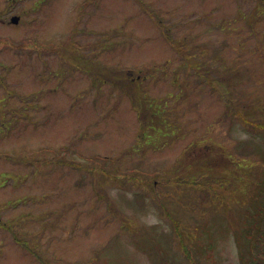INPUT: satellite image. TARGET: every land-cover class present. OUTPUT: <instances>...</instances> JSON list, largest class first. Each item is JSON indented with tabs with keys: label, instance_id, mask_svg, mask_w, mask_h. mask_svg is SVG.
Returning a JSON list of instances; mask_svg holds the SVG:
<instances>
[{
	"label": "rangeland",
	"instance_id": "1",
	"mask_svg": "<svg viewBox=\"0 0 264 264\" xmlns=\"http://www.w3.org/2000/svg\"><path fill=\"white\" fill-rule=\"evenodd\" d=\"M0 39V264H192L175 220L246 263L264 0H0Z\"/></svg>",
	"mask_w": 264,
	"mask_h": 264
},
{
	"label": "trees",
	"instance_id": "2",
	"mask_svg": "<svg viewBox=\"0 0 264 264\" xmlns=\"http://www.w3.org/2000/svg\"><path fill=\"white\" fill-rule=\"evenodd\" d=\"M68 41H69V39H68ZM0 42L3 43V44H6L7 40L6 39L5 40L0 39ZM10 45L15 46L16 44H11L10 43ZM18 45H20V47L26 46L25 44L23 45V43H21V44L19 43ZM18 45H16V46H18ZM62 45L64 46V44H62ZM65 45H66V43H65ZM50 49L52 50V52H56V53L57 52L60 53V51H61L60 47L59 46H55V45L51 46ZM125 75H124L125 77H128L127 73H125ZM124 76H122V77H124ZM132 79H134V78H132ZM20 161H22L24 163L36 165V167L43 163V159L42 160L41 159H37L36 161H29L27 158H25V159H21ZM57 162L69 164L68 162H66L62 158H61V160H57ZM262 184H264V181H262ZM256 193L257 194L259 193L260 195H264V186L259 192H256ZM256 201H257V203L256 202L255 203L259 207L258 208L259 209V213H260V216L262 217L261 219L263 221L264 220V197L261 198V200L259 199V200H256ZM252 226L253 225L245 227V230L243 231L245 233V237H247L248 240H245V241L242 240L243 242L239 243V244H240V247H242V244H243V246L246 248L247 253L244 254L242 252L240 255L242 256V260L243 261L246 260L245 264H264V261L262 260V259H264V230L262 229L263 227L261 228V227H258V226H255V227H252ZM173 228H174L173 230L175 231V234L179 237L180 244H181V247H182V249L184 251L185 256L187 258H189L191 262H193L192 264H196V262H195V260L193 258V252H195V253L199 252L201 250V247L205 246V245L204 244L198 245L197 243H193L192 241H193L194 237L188 238V236L181 229V225H180V223L177 220L174 221ZM12 232H13V230H12ZM14 237H15V239L18 240V238H17L18 236H16L15 233H14ZM184 237H187L188 239H190L189 241H191V242H189V243H187V241L185 242V238ZM18 241H20V240H18ZM194 242H195V238H194ZM261 257H262V259H261ZM248 259H251V261L249 263L247 261Z\"/></svg>",
	"mask_w": 264,
	"mask_h": 264
},
{
	"label": "flooded vegetation",
	"instance_id": "3",
	"mask_svg": "<svg viewBox=\"0 0 264 264\" xmlns=\"http://www.w3.org/2000/svg\"><path fill=\"white\" fill-rule=\"evenodd\" d=\"M197 66H199V65L194 64V65H192V66H188V68H189V69H192V70L196 73V71L200 69V68L197 67ZM203 74H204V73H203ZM138 76H139V75H138ZM215 80H216V79H215ZM216 81H217V80H216Z\"/></svg>",
	"mask_w": 264,
	"mask_h": 264
}]
</instances>
